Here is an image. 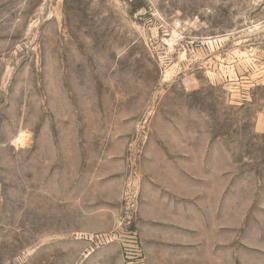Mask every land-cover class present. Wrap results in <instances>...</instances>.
Segmentation results:
<instances>
[{"label": "rangeland", "instance_id": "rangeland-1", "mask_svg": "<svg viewBox=\"0 0 264 264\" xmlns=\"http://www.w3.org/2000/svg\"><path fill=\"white\" fill-rule=\"evenodd\" d=\"M0 264H264V0H0Z\"/></svg>", "mask_w": 264, "mask_h": 264}]
</instances>
